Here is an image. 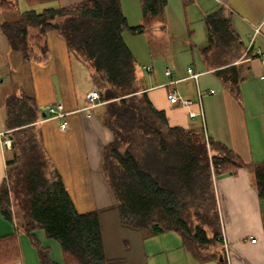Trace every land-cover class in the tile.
<instances>
[{
	"label": "trees",
	"instance_id": "1",
	"mask_svg": "<svg viewBox=\"0 0 264 264\" xmlns=\"http://www.w3.org/2000/svg\"><path fill=\"white\" fill-rule=\"evenodd\" d=\"M194 1L183 0L186 7ZM166 5L167 0H140L144 21L163 19ZM13 6L9 0H0V8ZM206 23L209 49L220 47L222 40L228 44L237 40L231 19L221 10L207 16ZM144 28L128 26L120 0H85L40 13L24 11L16 22L1 25L0 32L30 60V29L43 37L57 31L71 58L89 70L104 104L99 118L113 133V141L103 149V173L116 199L120 222L146 236L178 232L198 261L222 254L220 264H226L220 249L214 180L235 175L243 164L230 148L207 137L204 129L171 127L166 114L142 91L136 59L123 32ZM40 48L46 58V45ZM233 71L232 66L219 75L232 93H238L239 78L229 74ZM38 118L33 98L16 94L7 98L6 128L13 156L0 188V209L18 227L13 235L0 238V264L21 260V234L30 237L40 264H57L34 235L38 230L61 245L64 264H107L98 213L77 211L45 150ZM251 171L258 196L264 199V162L253 165Z\"/></svg>",
	"mask_w": 264,
	"mask_h": 264
},
{
	"label": "crops",
	"instance_id": "2",
	"mask_svg": "<svg viewBox=\"0 0 264 264\" xmlns=\"http://www.w3.org/2000/svg\"><path fill=\"white\" fill-rule=\"evenodd\" d=\"M52 1V8H58L85 0ZM120 2L132 29L145 25V30L159 21H144L140 0ZM172 2L177 4L176 0ZM168 4L169 0L163 19ZM187 8L199 11L197 16L204 23L206 42L199 46L177 44L168 51L164 47L162 58L154 53L144 68L152 79L141 89L155 108L166 114L171 127L204 129L207 137L226 145L238 156L243 167L235 175L214 180L221 224L220 249L226 264H264V199L258 196L251 171L253 165L264 162V0H195ZM220 10L231 19L237 42L232 39L228 44L222 40L220 47L209 49L206 18ZM187 17L184 19L188 25ZM16 21L3 20L0 26ZM257 27L259 33L251 46ZM29 41L30 60H25L0 32V188L7 175V161L13 156L11 146L6 144V140L11 141L10 130L6 128V100L13 94L31 97L39 111L36 124L45 150L77 211L98 213L107 264H220L222 254L216 259L198 261L184 246L178 232L146 236L120 222L116 199L103 173V149L113 141V133L99 118L104 104L90 108L89 95L97 90L89 70L71 58L65 40L57 31L43 37L30 29ZM43 43L47 47L46 58L40 48ZM182 52H190L192 61H177L176 55ZM132 53L138 62L135 52ZM232 66L235 71L229 74L239 78L238 93H232L230 85L219 75L220 70ZM189 69L199 75L197 80L190 77ZM167 70L172 76L166 75ZM172 81L178 82L170 84ZM15 84H19L16 90ZM19 87L25 89L20 92ZM171 90L194 101L190 109L197 113L196 117L191 118L188 109L169 102ZM54 105L63 106V118L50 117L49 109ZM63 123L67 125L65 130ZM17 227L15 222L3 217L0 209V238L13 235ZM34 235L50 250L55 263L64 264L62 248L56 240L48 238L43 230ZM20 245L21 260L9 264H40L29 236L21 234Z\"/></svg>",
	"mask_w": 264,
	"mask_h": 264
},
{
	"label": "rangeland",
	"instance_id": "3",
	"mask_svg": "<svg viewBox=\"0 0 264 264\" xmlns=\"http://www.w3.org/2000/svg\"><path fill=\"white\" fill-rule=\"evenodd\" d=\"M9 1L13 2L14 6L10 9L2 8L0 11V22H3V20H18L21 14L27 10H35L40 13L46 8L54 7V5H52V0H38L34 5H29L24 0ZM176 1L177 4L169 0L170 5L168 4L169 7L166 9L165 19L159 20L153 26L147 27L142 32H135L130 29L123 32V38H125L131 50L135 52L138 61L136 62L138 80L143 87L148 85L152 79L151 74H148L144 69L149 63L150 56H155L156 54L157 58H162V54L165 52L164 47L166 51H168L169 47L176 46L177 44L185 46L196 44L199 46L206 42L204 23L201 22V19L197 16L199 11L193 8L187 10L188 8L184 5L183 0ZM186 17L188 25L184 19ZM190 33H193L191 38H189ZM176 56L178 57H175V59L179 62L192 61L190 52L178 53ZM22 77L24 79V73ZM208 79H210V77H208ZM18 86L19 84H15L14 90H16ZM24 89L25 88L19 87L20 92ZM15 212H18L17 207L15 208Z\"/></svg>",
	"mask_w": 264,
	"mask_h": 264
},
{
	"label": "built area",
	"instance_id": "4",
	"mask_svg": "<svg viewBox=\"0 0 264 264\" xmlns=\"http://www.w3.org/2000/svg\"><path fill=\"white\" fill-rule=\"evenodd\" d=\"M258 33H259V28L257 27L255 29L254 34L251 37V46L254 44ZM263 64H264V61H263ZM150 70H151L150 68H147V71H150ZM188 72L191 75L190 76L191 78H193L195 80L198 79L199 75L194 74L192 69H189ZM166 75L169 76V77L172 76V74H171V72L169 70L166 71ZM177 82L178 81H172V82H170V84H174V83H177ZM212 93H213V91L210 94H212ZM201 97L202 96L199 93V100H201ZM89 99H90V102H91L90 108H94V107L102 104V102H101V93L98 92V91H95L92 94H90L89 95ZM168 100H169V102L172 105L188 109V115L191 118H194V117L197 116V113L191 111V109H190L191 106H193L194 101L183 97L178 91L171 90L168 93ZM49 115H50L51 118H54V119L55 118H63L65 116V114L63 112V106L62 105H54V106L50 107ZM66 127H67L66 123H63L62 124V129L65 130ZM6 144L8 146H11V141L10 140H6Z\"/></svg>",
	"mask_w": 264,
	"mask_h": 264
},
{
	"label": "water",
	"instance_id": "5",
	"mask_svg": "<svg viewBox=\"0 0 264 264\" xmlns=\"http://www.w3.org/2000/svg\"><path fill=\"white\" fill-rule=\"evenodd\" d=\"M44 116H46V114L44 113Z\"/></svg>",
	"mask_w": 264,
	"mask_h": 264
},
{
	"label": "bare ground",
	"instance_id": "6",
	"mask_svg": "<svg viewBox=\"0 0 264 264\" xmlns=\"http://www.w3.org/2000/svg\"><path fill=\"white\" fill-rule=\"evenodd\" d=\"M24 100V99H23Z\"/></svg>",
	"mask_w": 264,
	"mask_h": 264
}]
</instances>
